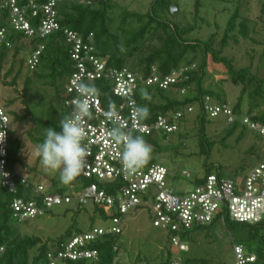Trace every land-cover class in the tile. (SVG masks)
Segmentation results:
<instances>
[{"label": "built area", "instance_id": "2783aa9c", "mask_svg": "<svg viewBox=\"0 0 264 264\" xmlns=\"http://www.w3.org/2000/svg\"><path fill=\"white\" fill-rule=\"evenodd\" d=\"M182 1V0H177ZM58 0H27L20 5L17 0H0V9L7 13L8 26L26 39L47 38L53 33H60L68 44V54L73 70L66 77L61 94L63 110L66 115L72 112L71 100L77 97V85L80 82L91 83L100 80L105 82L115 97L116 113L126 130L134 135H155L172 133L177 130L173 121L182 116L181 111L174 115L157 116L150 124L133 116V105H137L135 91L140 87L167 89L177 82L187 79L185 72L195 67L180 66L177 70L159 77L155 65L149 67L148 73L136 68L122 66L120 68L107 62V57L98 56L92 33L78 34L59 23L56 5ZM34 19L35 24L31 23ZM6 28L0 27V47L10 49L12 43L6 37ZM44 44L30 49L25 57V66L29 70L38 64ZM180 88V92H184ZM193 107L186 106L187 113ZM201 115L209 118L221 117L226 124L236 120L229 102H220L209 95H203L198 102ZM92 118L88 120L87 135L83 141L89 155L87 164L79 176L94 178L95 182L105 184L98 188L94 182L76 191L70 188L64 193L45 192L47 187L42 183H33L23 175H17L6 166L7 134L9 118L0 107V132L6 133V139L0 144V187L16 194L18 185L30 189L35 199L14 197L9 208L14 220L21 223L46 214L54 206H69L73 211L84 206H97L111 217L110 225L94 226L89 231L75 234L62 241L53 251L46 254V264H61L64 260L95 259V249L85 245L102 235H120L125 221L134 217L139 211H146L151 224L167 233L168 246L174 251L170 264H180L178 253L187 252L189 246L182 239L184 232L196 226H204L212 220L224 225L226 220L248 225L264 224V148L258 162L240 177L226 178L219 169L210 172L199 185L180 196L173 193L167 185L168 173L164 165L158 163L145 164L135 172L123 169L120 162L121 145L115 143L108 135L113 127L106 117L108 106L101 104L99 97L92 105ZM240 123L254 131L264 140V122L253 121L248 115L239 118ZM181 174L189 176L182 170ZM14 176L18 177L16 179ZM115 181V182H114ZM113 182V183H112ZM264 240V235H262ZM233 261L231 264H247L255 261L254 253H247L244 247L232 244ZM2 251V247H0ZM63 264V263H62Z\"/></svg>", "mask_w": 264, "mask_h": 264}, {"label": "trees", "instance_id": "16d2710c", "mask_svg": "<svg viewBox=\"0 0 264 264\" xmlns=\"http://www.w3.org/2000/svg\"><path fill=\"white\" fill-rule=\"evenodd\" d=\"M26 1L27 0H17V3L22 5L26 3ZM38 1L42 2L43 0ZM81 1L82 2H79V0L66 2L65 0H58L56 9L59 23L76 31L82 36H84V34L86 35L88 33H92L95 43L94 53L101 57H107V62L109 64L120 68L122 66H128L127 63H130L129 67L136 68L143 73H148L150 70L149 67L151 65H155L156 75L159 77H163L171 71L177 70L180 66L186 67L191 64L195 65L193 69L185 72L187 77L185 82H177L173 87H169L167 89H161L157 86H149L140 87L137 91H135L134 95L137 105L146 106L149 109L150 115L148 118L143 120L146 123L148 122V124L152 123L159 115L169 116L171 120V117L174 113H176V111L182 112V116L173 121L177 127L175 132L158 133L155 135L149 134L148 136L143 135L145 140L152 146V153L154 151H158L161 144H167L169 146L171 144L170 137L173 134H176L175 139L179 140L178 146L185 147V142L188 140L187 132L184 131V129L181 131V129L185 127V123L188 119L187 114L192 113V120L194 121V124L198 125L197 131L194 134L196 136L197 148L199 149V153L201 155L203 154L207 156L210 144H213V140L207 139L208 136L206 135L204 128L206 116L200 114L198 110V102L203 95H209L212 98H217L218 93L211 87H204L202 84V80L206 75L207 54L210 55V59L212 61L221 60L225 64V70L227 71V75L231 83L235 86L239 85L240 87L237 100L233 104L230 103L236 120L231 124H228L222 134L225 137H229L233 135L236 130H239L236 137V140H238L242 137L244 130H250L239 121V118L244 114L248 115L253 121L264 122V94H262V91H259V89L255 86L254 76H249L247 68L235 70L233 65L228 60L221 57V49L227 44L228 38H232L234 41L238 42V37L243 38L249 35L250 30L245 21L235 24V22L232 21V18L234 17V15H232L231 20L227 23L223 35L217 42L218 49L214 50L212 44L215 40L214 36L209 37L206 42H188V40L181 39L177 27L156 18L154 19L148 13L142 14L127 10L121 11L118 15V21L113 27V19L110 15V10L112 9L110 0H98L96 2V6H93L90 3L91 0ZM162 1L166 5L171 4V0ZM195 6L196 9L194 10L197 13L199 0L196 1ZM260 17L264 18V3L260 6ZM131 20L134 23V27L128 29L126 28V25L128 21ZM7 22L6 11L0 9V27L6 28V37L12 43V47L10 49L0 47V71L3 62L6 61L8 56L10 57L9 66L3 77L10 75L14 70L15 64L17 65L11 81L9 83L4 82V85L15 84L16 79L20 77L21 70L25 67L26 53L29 52L30 49L35 48L38 44H44V47L41 53H39L40 57L38 64L35 69L32 70V73L37 77L54 76V78L57 77L58 79L66 80V77L72 72L73 67L68 54L69 46L60 33H53L44 39L38 37L26 39L20 33L12 30L8 26ZM31 23L35 24L34 19L31 20ZM186 29L189 30V28ZM235 30L237 31L236 34L233 33ZM151 38L155 39L153 47L146 45L148 40ZM143 47L145 50H143ZM39 69H41L42 73H37ZM223 80L224 78L218 80V82L221 84L224 82ZM261 81H264V76L261 77L260 82ZM30 82V78L25 76L23 91L30 88ZM89 84H94L101 90V95L98 97L104 107L108 106L109 99L116 103L115 97L112 96V93L105 82L97 80L92 81ZM180 88L185 89L183 93L180 92ZM141 90H145L148 93L149 98L142 96ZM61 94L58 95L61 104V117L54 122H44V120L40 117L29 115L30 112L28 111H26L25 115H19L13 110H8L7 108L14 102V98L8 99L4 104L0 105V107H2L5 111L7 114L6 116H8L10 121L19 123L25 119H29L35 124L36 129L43 127V133L34 138L33 144L36 146L37 144L43 142L46 128L52 127L56 131L61 130L59 121L66 115L65 110H63ZM217 101L226 102L225 99ZM190 105L194 109L190 113H187L185 107ZM223 121L225 122V120ZM14 134V130L9 128L7 134L8 148L6 153V166L9 170L15 172V164L21 162L19 150L21 140ZM29 134H31L30 131L28 132V135ZM256 136H258L261 140L262 147H264V140H262L259 135L256 134ZM178 146L171 144V150L173 148H179ZM152 153L150 159L146 163L147 165L154 163ZM217 168L219 169V166L214 163L205 165L203 174L195 176L193 186L202 183L205 177ZM14 177L18 179V177ZM76 181L79 185V189L76 191L82 189L91 182H94L98 188L105 187V184L95 182L94 178L78 176ZM66 191L67 190L65 188L61 187H56L54 189V192L57 193H64ZM45 192H51L49 187ZM14 197H20L26 200L32 198L35 199L30 189H24L21 185H18L16 194L9 193L0 187V247H2V251H0V264H46V254L48 252L53 251V249H55V247H57L66 238L88 231L77 230V232H75L70 228H66L63 234L52 239V241H43L42 238L37 235L24 234L19 230L21 223L14 220L9 208V204ZM84 207L77 208L75 211H80ZM91 207L93 208L94 213L102 215L107 219L111 217V215L103 211V209L97 206ZM48 211L50 210H47V212ZM215 220L216 219L212 220L209 224L204 226H196L194 228L196 229L211 226L216 223ZM26 221L28 220H25L22 223ZM224 225L226 227L228 226L230 230L242 232L239 234L236 243L241 244L247 253H254L255 255V261L247 264H264V240H262V235L264 234H258L259 230L264 229V224L248 225L226 220ZM93 227L94 226L91 228ZM190 231L182 234V239L185 240V242ZM254 241H256L255 244ZM85 246L96 250L97 256L95 259H67L62 263L119 264L120 262L119 235H102L93 242L87 243ZM178 255L181 259L180 264H211L209 259H194L186 256L185 252H180ZM174 256L175 255L171 253V249L167 247L164 257L161 254L158 259L148 260L137 253L134 256L128 257L130 260L126 264H170V260Z\"/></svg>", "mask_w": 264, "mask_h": 264}, {"label": "rangeland", "instance_id": "374dc122", "mask_svg": "<svg viewBox=\"0 0 264 264\" xmlns=\"http://www.w3.org/2000/svg\"><path fill=\"white\" fill-rule=\"evenodd\" d=\"M97 1L91 0L90 3L96 6ZM196 1L198 0H171V4L166 5L162 0H110L112 26L116 25L121 11L148 13L154 19L177 27L181 39L188 42H206L209 37L214 36L215 40L212 44L213 49L216 50L217 42L223 35L228 21L234 15L232 21L235 24L246 22L250 30L249 35L243 38L238 37V42L228 38L227 44L221 49V57L228 60L235 70L247 68L249 76L253 75L255 78V86L264 94V81L260 82L261 77L264 76V18L259 16V9L264 0H199L197 13L194 10ZM79 2L82 1L79 0ZM172 4L177 7L174 12L170 10ZM132 27H134L133 21H128L126 28ZM233 33L236 34L237 31ZM154 43L155 39L151 38L146 45L153 47ZM143 50H145L144 47ZM9 60L8 56L0 71V105L14 98L8 110H13L19 115H25L28 111L29 115L40 117L44 122L57 121L61 117L58 95L64 90L65 79L54 78V76L37 77L25 66L14 85H4V82L11 81L17 68L15 64L13 72L3 77L9 66ZM129 64L127 63L128 66ZM37 73H42L41 69ZM25 76L30 78L31 86L23 91ZM223 78L224 82L220 84L218 80ZM202 84L218 92L217 98L214 97L217 100L225 99L233 104L239 96L240 87L233 85L229 80L225 64L221 60L212 61L209 54H207L206 75ZM187 115L185 127L181 129L187 132L188 140L185 142V147L178 146L179 140L175 139L176 134H173L170 137L171 144L179 148H173L176 150L172 149V151L171 144L169 146L161 144L160 149L152 153L154 162L165 165L168 169L166 182L173 193L180 196L192 189L195 176L202 175L207 164L218 165L220 175L233 179L247 174L260 159L264 147L258 136L250 130H244L242 137L236 140L239 133V130H236L233 135L225 137L222 133L228 124L220 117L205 118V133L208 140H213V144H210L207 156L201 155L194 135L198 125L194 124L192 113ZM8 127L14 130V135L21 140L19 149L21 162L14 166L17 174L27 177L33 183L48 186L51 192H54L56 187L66 190L79 189L77 182L79 180L75 179L67 185L61 183L59 172L53 173L46 170L41 165L40 158L35 155L36 146L33 141L35 137L43 133V127L36 129L35 124L29 119L19 123L9 120ZM29 131L31 134L28 135ZM182 170L188 172L189 176L182 175ZM65 208L70 207L54 206L40 217L21 222L20 232L37 235L43 241H52L63 234L66 228L77 232V230L89 231L92 226L110 225V220L94 213L91 206H86L80 211ZM241 233V231L230 230L228 226L218 222L204 228H194L186 240L189 251L185 254L194 259H209L211 264H231L234 257L232 244L237 242ZM258 234H264V229L259 230ZM119 245V264H126L130 260L128 257L137 253L148 260L158 259L161 254L164 257L166 248L169 247L167 233L152 226L146 211H139L134 217L125 221L122 233L119 235ZM171 253L174 251L171 250Z\"/></svg>", "mask_w": 264, "mask_h": 264}, {"label": "clouds", "instance_id": "9594fccd", "mask_svg": "<svg viewBox=\"0 0 264 264\" xmlns=\"http://www.w3.org/2000/svg\"><path fill=\"white\" fill-rule=\"evenodd\" d=\"M177 1V0H176ZM175 6V5H174ZM77 97L71 100L72 112L59 121L60 131L52 127L46 128L45 138L36 145L35 155L40 158L41 165L53 173L59 172L63 184H71L84 170L89 152L83 141L87 135L88 120L92 118V105L101 90L94 84L80 82L77 85ZM142 96L148 97L145 90ZM135 119L144 120L150 115L146 106L133 105ZM106 117L112 122L109 137L121 145L120 162L123 169L135 172L150 159L152 146L143 135H134L126 130L117 116L115 103L109 99ZM6 139V133L0 132V144Z\"/></svg>", "mask_w": 264, "mask_h": 264}, {"label": "water", "instance_id": "95a60500", "mask_svg": "<svg viewBox=\"0 0 264 264\" xmlns=\"http://www.w3.org/2000/svg\"><path fill=\"white\" fill-rule=\"evenodd\" d=\"M172 12L176 11L177 10V7L172 5L171 9H170Z\"/></svg>", "mask_w": 264, "mask_h": 264}, {"label": "crops", "instance_id": "0c3cea01", "mask_svg": "<svg viewBox=\"0 0 264 264\" xmlns=\"http://www.w3.org/2000/svg\"><path fill=\"white\" fill-rule=\"evenodd\" d=\"M259 16H260V9H259ZM255 17H257V16H255Z\"/></svg>", "mask_w": 264, "mask_h": 264}]
</instances>
